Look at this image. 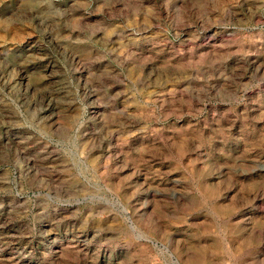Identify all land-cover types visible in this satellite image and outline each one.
I'll list each match as a JSON object with an SVG mask.
<instances>
[{
    "label": "rangeland",
    "instance_id": "1",
    "mask_svg": "<svg viewBox=\"0 0 264 264\" xmlns=\"http://www.w3.org/2000/svg\"><path fill=\"white\" fill-rule=\"evenodd\" d=\"M0 264H264V0H0Z\"/></svg>",
    "mask_w": 264,
    "mask_h": 264
}]
</instances>
